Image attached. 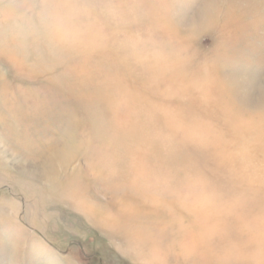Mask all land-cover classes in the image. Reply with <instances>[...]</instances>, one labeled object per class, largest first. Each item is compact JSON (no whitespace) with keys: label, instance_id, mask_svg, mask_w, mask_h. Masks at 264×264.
I'll list each match as a JSON object with an SVG mask.
<instances>
[{"label":"rangeland","instance_id":"374dc122","mask_svg":"<svg viewBox=\"0 0 264 264\" xmlns=\"http://www.w3.org/2000/svg\"><path fill=\"white\" fill-rule=\"evenodd\" d=\"M263 227L264 0H0V264H260Z\"/></svg>","mask_w":264,"mask_h":264},{"label":"bare ground","instance_id":"6f19581e","mask_svg":"<svg viewBox=\"0 0 264 264\" xmlns=\"http://www.w3.org/2000/svg\"><path fill=\"white\" fill-rule=\"evenodd\" d=\"M66 134V133H65ZM69 137V135H68ZM73 137V136H72ZM68 140V139H67ZM71 140V139H70ZM147 152V151H146ZM142 153V152H141ZM143 154V153H142ZM141 154V155H142ZM146 154V153H145ZM141 157V156H139ZM143 158V157H142ZM10 159V158H9ZM135 164V163H134ZM68 165V159L66 156H64L61 151L55 149L54 151L51 152V154L45 159V163H43L41 165V169L42 171L40 172L41 175L44 176V178L49 179L51 177H53L55 174H57L58 170L60 168H65ZM136 165V164H135ZM140 165V164H138ZM142 166V165H141ZM63 171V169H61ZM39 173V174H40ZM61 175V174H60ZM58 177V176H57ZM38 178V177H37ZM55 179V178H54ZM57 180V179H56ZM176 183V182H175ZM131 187L133 186H138V183H130ZM160 185V184H159ZM175 185V184H172ZM177 186V184H176ZM144 187V185H143ZM175 188V187H174ZM156 189H159V186L153 185L152 187V191H154L153 193H151L150 196H146L147 200L145 199V201L148 202V205L151 207H155L158 204H160V202L164 201V203H167V199L169 197H172V193L173 190H166V189H162L161 191H156ZM172 189V188H171ZM198 190V191H194V190ZM141 192L143 193L142 195L145 197L144 195V189H140ZM179 190V189H178ZM203 190V189H202ZM153 194V195H152ZM177 196L181 197L183 201H180L179 204L182 205V207L184 209H188L189 212H191V214H196L199 212H204L206 210V206L207 205H218L221 203H215L212 202L210 203V201L206 200V196L205 194L199 190V188H195L192 186H189L187 188L181 189L179 191H177ZM173 198V197H172ZM178 197H176L177 199ZM175 199V198H174ZM124 200L123 199H119V201L117 202L118 204H122L121 202ZM178 201V200H177ZM146 202V203H147ZM145 203V204H146ZM158 208V206H157ZM130 210H134L136 209V207L134 205L131 206V208H129ZM194 209V210H192ZM187 211V210H186ZM263 230H261V232L264 233V227L261 228ZM263 247H264V241H261V246H260V250L257 253V256L259 258L258 263L260 264H264V251H263ZM147 261L150 260H155L156 259V255L155 254H146L144 257ZM257 258V259H258Z\"/></svg>","mask_w":264,"mask_h":264}]
</instances>
